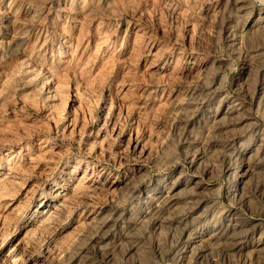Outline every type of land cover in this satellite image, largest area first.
<instances>
[{"label":"rangeland","instance_id":"374dc122","mask_svg":"<svg viewBox=\"0 0 264 264\" xmlns=\"http://www.w3.org/2000/svg\"><path fill=\"white\" fill-rule=\"evenodd\" d=\"M0 264H264V0H0Z\"/></svg>","mask_w":264,"mask_h":264},{"label":"bare ground","instance_id":"6f19581e","mask_svg":"<svg viewBox=\"0 0 264 264\" xmlns=\"http://www.w3.org/2000/svg\"><path fill=\"white\" fill-rule=\"evenodd\" d=\"M204 232V231H203Z\"/></svg>","mask_w":264,"mask_h":264}]
</instances>
